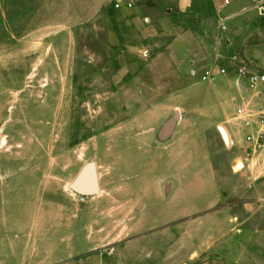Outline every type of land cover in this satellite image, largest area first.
Segmentation results:
<instances>
[{"label": "rangeland", "instance_id": "374dc122", "mask_svg": "<svg viewBox=\"0 0 264 264\" xmlns=\"http://www.w3.org/2000/svg\"><path fill=\"white\" fill-rule=\"evenodd\" d=\"M132 1L154 24L171 14L169 7L181 27L196 24L211 10L208 0H193L191 13L178 12L177 0ZM116 3L118 0H101L94 18L78 25L74 43L48 40L46 55H23L13 60L6 55V40L0 39V208L7 207L12 193L28 192L32 209L46 206L57 210L64 239L70 235L71 225L78 224L80 241H90V246L134 235L146 217L144 213L155 208L152 203L159 204L158 213L165 211L167 202L175 197L163 194L171 176L202 174V168L188 166L193 153L184 150L182 143L189 133L186 126L180 125L175 135L181 142L174 144L173 137L169 145L154 142L152 121L147 116L154 106L149 103L150 88L114 78L122 47L116 29L118 10L115 16L110 14ZM252 16L248 23L229 25L230 45L240 54H244L241 47L245 45L250 57H245L247 61L264 63V33L258 30L257 16ZM163 35L153 38L156 47L165 39ZM141 59L131 57L129 61L128 77L137 76L141 80L138 86L149 78L141 71L148 62ZM222 79L214 80L217 91L227 85ZM195 88L212 93L208 82L201 81ZM141 91L148 96L147 101L135 103ZM159 110L166 113L172 109L163 104ZM219 124L230 129L233 124L225 117L206 122L223 202L235 212L252 204L255 213H261L254 218V228L262 229L264 203L258 202V197H264V167L258 165L263 164V155L249 150L255 159L251 160L238 146L225 144ZM239 160L244 168H236ZM87 166L98 176L99 192L95 195L71 188ZM193 217L191 223H202L199 217L189 218ZM41 218L38 214L31 219L37 223ZM253 239L257 252L264 234L253 233ZM166 246L160 248L162 256Z\"/></svg>", "mask_w": 264, "mask_h": 264}, {"label": "crops", "instance_id": "0c3cea01", "mask_svg": "<svg viewBox=\"0 0 264 264\" xmlns=\"http://www.w3.org/2000/svg\"><path fill=\"white\" fill-rule=\"evenodd\" d=\"M208 1L210 13L184 27L176 21L171 7V14L155 24L140 14L132 0H118L120 7L115 4L110 9L114 16L118 10L116 29L122 43L114 78L150 88L149 103L154 106L145 115L152 121L154 142L169 145L173 137L177 144L181 141L176 140V132L180 125L186 126L189 133L182 143L184 150L193 153L188 166L202 168V174L171 176L163 194L175 197L167 202L165 211L158 213L159 204L152 203L155 208L144 213L146 217L134 235L92 246L90 241H80L78 224H72L70 235L63 238L64 227L55 208L32 209L28 192L12 193L7 207L0 208V264H264V242L257 252L253 245V233L264 234V228H254V218L261 213H255L249 203L235 212L223 202L206 128L208 120L225 117L233 126H217L224 143L238 146L253 159L249 151L253 143L247 140L250 130L243 119L248 110L259 111L264 97L237 73L238 61L250 57L245 45L241 47L244 54L230 45L228 28L230 24L248 23L256 15L258 30L264 33V0ZM100 6L101 0H0V39L6 40V55L13 60L23 55H46L48 40L69 39L74 43L78 25L91 21ZM176 6L178 12L194 11L193 0H177ZM160 33L165 39L156 47L152 40ZM131 57L148 62L141 71L149 78L139 86L137 76L128 77ZM250 61L253 68L264 70V63ZM210 69L214 76L205 80L203 76ZM217 77H223L227 84L218 91ZM201 81L210 83L212 93L195 88ZM135 97V103H142L148 96L141 91ZM163 104L172 110L160 112L159 105ZM220 127L226 129L228 140ZM260 154L263 164L258 166L264 167V151ZM258 202L264 203V197H258ZM38 214L43 218L32 222V216ZM187 216L199 217L202 223H191L194 217ZM181 218V222L170 223ZM165 245L166 255L162 256L160 248Z\"/></svg>", "mask_w": 264, "mask_h": 264}, {"label": "built area", "instance_id": "2783aa9c", "mask_svg": "<svg viewBox=\"0 0 264 264\" xmlns=\"http://www.w3.org/2000/svg\"><path fill=\"white\" fill-rule=\"evenodd\" d=\"M128 5H132L129 3ZM117 7H120V2L116 3ZM237 73L246 77L251 87L256 89L260 95L264 97V70L255 69L245 59L241 58L236 65ZM225 72V69L221 70ZM214 76L212 69L207 70L203 76L205 80L211 79ZM244 126L250 130L247 135V140L253 143V151L262 152L264 151V104L259 111L254 112L248 110L245 118L243 119Z\"/></svg>", "mask_w": 264, "mask_h": 264}, {"label": "water", "instance_id": "95a60500", "mask_svg": "<svg viewBox=\"0 0 264 264\" xmlns=\"http://www.w3.org/2000/svg\"><path fill=\"white\" fill-rule=\"evenodd\" d=\"M220 131L225 140H228V135L223 127ZM71 188L76 192L84 195H95L99 192L98 176L96 170L92 166L85 167L76 180L71 184Z\"/></svg>", "mask_w": 264, "mask_h": 264}, {"label": "bare ground", "instance_id": "6f19581e", "mask_svg": "<svg viewBox=\"0 0 264 264\" xmlns=\"http://www.w3.org/2000/svg\"><path fill=\"white\" fill-rule=\"evenodd\" d=\"M225 130H226V129H225ZM228 137H230V136L228 135ZM229 139H230V138H229ZM4 141H5V140H4ZM3 143H4V142H3ZM238 162H239V163L236 165V168H237V169H240V168L243 167L244 164H243V162L240 161V160H239Z\"/></svg>", "mask_w": 264, "mask_h": 264}]
</instances>
